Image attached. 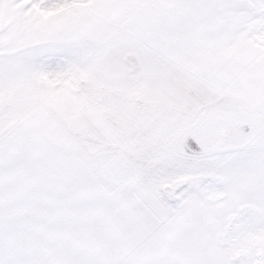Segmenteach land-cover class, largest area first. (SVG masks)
<instances>
[{"label": "snow or ice", "instance_id": "1", "mask_svg": "<svg viewBox=\"0 0 264 264\" xmlns=\"http://www.w3.org/2000/svg\"><path fill=\"white\" fill-rule=\"evenodd\" d=\"M0 264H264V0H0Z\"/></svg>", "mask_w": 264, "mask_h": 264}]
</instances>
